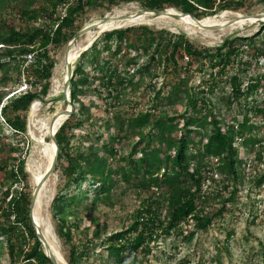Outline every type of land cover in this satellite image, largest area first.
<instances>
[{"label": "trees", "instance_id": "obj_1", "mask_svg": "<svg viewBox=\"0 0 264 264\" xmlns=\"http://www.w3.org/2000/svg\"><path fill=\"white\" fill-rule=\"evenodd\" d=\"M249 1L0 0V85L9 81L8 74L15 69L26 76L29 86L25 91L0 94V119L15 137L26 136L29 107L48 94L54 58L81 30L79 21L87 10L109 11L120 3H138L145 10L175 9L201 19L225 10L238 12L246 9ZM6 10L15 12L24 27L8 22L2 16ZM261 25V31L253 36L227 37L216 47H201L184 34L131 26L101 34L78 58L70 80L73 112L54 136L58 148L54 172H58L59 183L50 204L55 233L67 249V264H82L80 260L87 259L93 245L105 250L106 264H144L151 244L160 237L177 235L190 243L197 232L206 231L215 219L230 211L244 178L245 160L240 151L250 153L258 147L261 141L257 132L264 129V102H248L258 92L264 93V75L251 78L243 89L238 74L230 71L246 53L259 65L264 57ZM260 36L263 38L257 43ZM28 54L34 61L22 71L23 58ZM184 59L185 64L180 65ZM194 65L207 78L196 92L188 86L189 70ZM87 67L99 75L92 80ZM155 67L165 76L177 75V80L166 92L165 86L156 92L152 110L130 118L115 114L105 124L113 134L99 150L79 151L70 146L73 131L89 115L90 107L81 98L90 92L92 81L99 82L109 100L118 102L126 89L138 88L145 77L156 78ZM222 79L231 90L225 100L227 107L236 104L245 110L241 121L234 117L225 127L208 97ZM241 98L244 105L239 102ZM158 103L161 107L181 105L183 110L153 116L151 111L158 110ZM132 139L136 142L123 156L121 144ZM4 148L2 142L0 152H5ZM6 151L16 157L0 161V173L9 183L0 202V249L6 247L10 264H51L29 216L31 191L22 149L8 144ZM216 175L220 179H215ZM253 179L256 187L263 186L264 171ZM16 183L22 184L20 191L12 190ZM118 184L146 195L131 222L101 239L102 232L91 217L95 226L91 237L84 243L74 242L79 223L74 207L90 195L91 206L99 202L113 205L110 199ZM210 185L215 190L206 192ZM190 221L192 230L188 231Z\"/></svg>", "mask_w": 264, "mask_h": 264}, {"label": "rangeland", "instance_id": "obj_2", "mask_svg": "<svg viewBox=\"0 0 264 264\" xmlns=\"http://www.w3.org/2000/svg\"><path fill=\"white\" fill-rule=\"evenodd\" d=\"M37 6L38 4L34 5V7ZM144 10L145 9H143L138 3H120L109 11L103 9L87 10L81 17L79 23L82 29L85 26L93 24L94 21L103 20L107 16L120 14L129 15ZM176 11L179 12L178 10ZM225 11L233 12L231 10ZM221 12H218L215 15H219ZM233 13L242 15L264 13V3L260 0H251L246 9ZM59 14H62L61 9L59 10ZM2 16L7 18L8 22L17 27H24L25 25L19 20L17 17L18 15L11 10H6L2 13ZM140 25L148 26L154 30L163 29L172 34H184L189 40L195 42L201 47L219 46L227 37H250L261 31L262 28L261 23H257L252 26H246L242 30L209 31L196 29L192 32H187L176 20L172 18H159L156 15H152L149 23L134 24L132 26ZM81 38L84 40V36ZM81 38H79V40ZM262 38L263 37L260 36L256 40L257 43H260ZM66 46L59 50L54 58L55 66L50 78L48 94L45 97L36 100L41 105L40 111L35 118L36 120L51 115L55 111V108L58 107V104H60L59 107L62 109H64V107L67 108L61 95L49 100L52 77L56 67L59 64L63 65V54ZM76 61L73 64V68L75 67ZM185 62L186 59L179 64L184 65ZM245 62H249L250 65L246 66ZM263 65L264 63H260V59L259 65H257L253 59L249 58L247 53L242 54L236 61L234 71H230V74H232V72L238 74L240 80L243 82L242 88L244 89L251 78L264 75ZM86 71L89 72V77L92 80L93 77L96 78L99 75V73L91 71L90 67H87ZM62 73L63 71H61V74ZM153 73L156 74V78L145 77L144 81L138 88L133 87L126 89L118 102L112 99L109 100L106 97V91L99 87V82L97 80H91L90 92L87 93L86 97L81 98L84 104L90 107L89 115L87 117L85 116L82 125L73 131L74 137L70 146L79 151L88 148H92L93 151L99 150L102 143H105L113 134V131L107 129L105 124L106 122L111 121L115 114L119 113L124 118H130L139 113H145L152 110L153 106L156 104L154 100L156 92L163 86H165L166 92L168 85L177 80V75L165 76L158 67L154 68ZM179 74L180 78H182V72ZM188 77L190 79L188 86L191 88L192 92H196L197 86L202 83V80L207 79L206 76H202L201 72H199L197 65H194L189 70ZM8 78L9 81L5 85H0V94L11 92L16 93L25 88L24 81L26 76L24 74H19L17 70L13 69L9 72ZM224 80L225 79H222L221 82H218V86L212 93H208L211 104L219 114L218 116L223 127H225L234 117H236L238 121H241L242 116L245 113L244 108L239 107L236 104L231 108L227 107L225 100L230 96L231 90ZM28 87L29 86H27L26 89H28ZM37 91L39 92V89H37ZM96 92H99L100 95L96 94ZM18 94L19 93L16 95ZM253 101L257 104L264 102V93L258 92L253 98L248 99V102L250 103H253ZM239 102L244 105L243 98H241ZM182 110L183 107L181 105L161 107V104L158 103V110L151 112L153 116H157L162 111L172 115L174 113H180ZM29 125L30 116L28 111L26 114V136L15 137L4 121L0 119V146L3 142L5 147L3 150L5 152H0V161H11V158L16 157V154L6 151L8 144L15 148L18 147L19 149H22V156L25 157L24 171L28 175V184L32 193V178L26 171V163L33 147V142L30 139L28 132ZM257 136L261 141L258 147H254L250 153L245 149L240 151L242 158L245 160L243 168L244 178L239 187L237 201L229 207L230 211L215 219L206 231L197 232L190 243L183 241L181 237L177 235L160 237L157 242L151 244V252L146 257L144 264H264V185L256 187L253 179V177L262 175L264 171V129L258 131ZM46 140L49 141L48 138ZM135 142L136 140L132 139L121 144L123 156L129 153L131 146ZM258 154H260V159H258ZM215 179H220V177L216 175ZM58 183V172L53 171V174L46 181V194H44L42 198L43 207L40 216L43 219L44 228L48 233L50 242L66 262L67 249L62 245V242L58 239L55 233L50 213V204L58 190ZM8 185L9 183L4 180L3 174L0 173V202L3 198V192ZM206 185H209V183L207 182ZM210 186L211 188L206 190V192H212L215 190L213 185ZM145 196V194L138 195L134 189H127L123 184H118L113 190L110 199V203L113 205L99 202L96 205L91 206L90 201L92 200L93 195H90L89 199L82 205L74 207L77 211L79 221L78 230L73 233L74 242L84 243L91 237L95 228L90 222L91 217L96 219L98 227L102 232L101 239H103L104 236L118 232L123 225L131 222V216L135 210H137ZM162 213L164 215L165 211ZM191 225L192 222L190 221V227H186L188 231L192 230ZM226 240L228 241L226 242ZM43 250L45 251L44 247ZM87 253V259L80 260L82 264H106V252L101 247L93 245L89 247ZM0 264H10L5 246L0 249Z\"/></svg>", "mask_w": 264, "mask_h": 264}, {"label": "bare ground", "instance_id": "obj_3", "mask_svg": "<svg viewBox=\"0 0 264 264\" xmlns=\"http://www.w3.org/2000/svg\"><path fill=\"white\" fill-rule=\"evenodd\" d=\"M169 12L171 14H177L178 12L174 9H170ZM153 14H141V13H131L128 15L126 14H120V15H114V16H107V22L101 27L103 30H109L116 27H126L134 24H143V23H149L151 21V17ZM128 17L127 19H125ZM159 18H167L169 19V16L161 15L158 16ZM200 20V24L205 26H222L225 23L229 22V25L220 29V31L225 30H242L246 26H252L257 24V20L253 17H245L242 16V14L233 13L229 11L221 12L219 15H213L208 16ZM178 24L187 32H192L196 29L203 30L200 28V26L190 17H182L179 20H176ZM99 21H94V24H99ZM94 33L86 34L85 37L88 41L92 40ZM76 45L75 49L77 50V46L84 45V40L81 38ZM74 50L70 52V56L72 57L74 53ZM61 71L63 73L61 74ZM61 74V75H60ZM66 78V68L65 63L63 60V65L59 64L55 71L54 75L52 77L51 82V89L49 92V100L57 98L59 95L62 94V88L64 84V79ZM40 103L37 101H34L30 107H29V116H30V125L28 128L29 137L33 142V147L31 150V153L29 155L28 161L26 163V171L31 175L33 186L39 182V180L43 177L45 171L49 168L52 158L54 156V145L53 142L50 140L51 131H50V122L53 119L54 114H58L65 110L62 109L60 104H58V107L55 108V111L45 117H41L38 120H36V116L38 112L40 111ZM67 108H69L67 106ZM65 117H61L59 120H57L54 124L53 132L56 131L58 126L62 125L64 123ZM49 139L47 141L46 139ZM46 194V183L43 185V187L40 190V193L37 197L36 203L34 205L32 216L35 223L38 225V227L41 229L43 236L45 237L46 241L48 242L50 249L47 250L45 248L46 253H52L54 258H56L57 264H66L64 259L60 256L58 250L52 245L50 242V238L48 236V233L46 229L44 228V222L41 215L42 211V198Z\"/></svg>", "mask_w": 264, "mask_h": 264}, {"label": "water", "instance_id": "obj_4", "mask_svg": "<svg viewBox=\"0 0 264 264\" xmlns=\"http://www.w3.org/2000/svg\"><path fill=\"white\" fill-rule=\"evenodd\" d=\"M169 10L170 9L144 10V11H141L139 13H141V14L150 13V14H153L156 16L165 15V16H169L170 18H172L174 20H179L182 17H190L200 26L201 29L209 30V31L220 30V29L229 25V22H227L222 26H220V25H218V26H205V25L200 24L199 19H196V18H194L188 14L181 13V12H178L177 14H171L169 12ZM242 16L253 17L257 20V23L264 24V13L253 14V15H242ZM127 18L128 17H126L125 19H127ZM99 22H100L99 24L93 23V24L85 26L84 28L79 30L73 36V38L69 41V43L67 44L66 49L64 51L63 60L65 63V68H66V78L64 79V84H63L61 96L69 108H66L65 110H63L62 112H60L58 114H54L53 119L50 122V131H51L50 140L53 142V145H54V156L52 158V161H51L49 168L45 171L43 177L39 180V182H37L33 186L32 193H31L30 205H29V216H30L32 225L34 227L35 234L38 238V241L47 250L50 249V246H49L48 242L46 241L45 237L43 236L42 231L40 230L38 225L33 220L32 211H33L34 205L36 203V200H37V197L40 193L41 188L46 183V181L49 179V177L53 174L54 168H55L56 163H57L58 148H57V144H56L54 136H55L56 132L58 131V129L61 127V125L58 126L56 131L53 132L54 124L61 117H65V119H64V122H65L71 116V114L73 112V106H72L71 101H70V80L73 76V70H74L73 64L85 51H87L91 47V45L100 37L101 34H103L105 32L112 31V30H118V29L126 28V27H116V28H112L109 30H103V29H101V27L107 22V18H104L103 20H101ZM131 26H128V27H131ZM89 33H94L93 34L94 36L92 37L93 39L90 41H88L85 37V35L89 34ZM83 36H84V45L79 46V47L77 46V50H76L75 47H76V45H78L77 44L78 40H79V38H81ZM74 49H75V51H74L75 54H73V56L71 57L70 52ZM44 254L50 260L51 264H57L56 258H54L52 253H46L44 251Z\"/></svg>", "mask_w": 264, "mask_h": 264}, {"label": "built area", "instance_id": "obj_5", "mask_svg": "<svg viewBox=\"0 0 264 264\" xmlns=\"http://www.w3.org/2000/svg\"><path fill=\"white\" fill-rule=\"evenodd\" d=\"M220 2V0H215V3L218 4ZM33 55L32 54H28L26 56H24L23 58V64H22V71H24L26 68H28L32 63H33ZM260 63H264V57L260 58ZM24 89H21L20 91H25L27 84L24 81ZM22 189V184L21 183H16L13 185L12 190H18L20 191ZM8 200V199H7Z\"/></svg>", "mask_w": 264, "mask_h": 264}]
</instances>
